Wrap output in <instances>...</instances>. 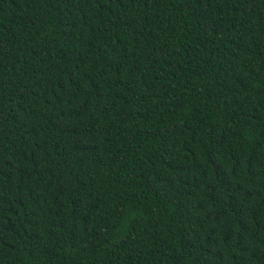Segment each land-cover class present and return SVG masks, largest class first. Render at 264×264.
Segmentation results:
<instances>
[{"label":"trees","instance_id":"obj_1","mask_svg":"<svg viewBox=\"0 0 264 264\" xmlns=\"http://www.w3.org/2000/svg\"><path fill=\"white\" fill-rule=\"evenodd\" d=\"M0 264H264V0H0Z\"/></svg>","mask_w":264,"mask_h":264}]
</instances>
